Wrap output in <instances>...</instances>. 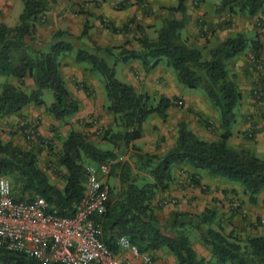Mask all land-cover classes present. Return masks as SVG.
Instances as JSON below:
<instances>
[{"label": "trees", "instance_id": "16d2710c", "mask_svg": "<svg viewBox=\"0 0 264 264\" xmlns=\"http://www.w3.org/2000/svg\"><path fill=\"white\" fill-rule=\"evenodd\" d=\"M135 1L137 5H143L144 15H150L151 8L146 6V0ZM187 1L178 0L177 7L170 9L173 14L181 13L183 19L164 20L154 41L147 36L145 28L138 25L141 35L135 41L140 49L134 50L128 49L127 45L88 47L82 42L91 30L88 19L76 41L68 31L59 30L48 48H44L37 42L35 23L51 9L55 0H23L24 9L17 24L0 23V82L4 80L0 91V177L14 179L17 191L11 184L16 201L31 202L35 197H41L48 203L51 213L72 218L85 193L88 165L99 168L101 164L114 162L109 174H101V179L110 187V199L106 211L96 216L101 226V240L111 251L118 253V239L126 236L142 253L152 255L154 263L155 254L166 250L175 258L176 264H264V233L243 240L237 237L233 227L226 234L215 209L196 215L176 212L168 223H163L157 214V197L162 198L172 188L177 166H189L197 171L190 178V185L194 188H199L201 179L207 175L241 184L252 205L258 204L264 192V159L229 146L244 99L234 77L230 76L229 62L252 48L251 44L243 34H237L212 49L207 58L202 48L190 46L183 38ZM130 2H120L118 9L129 7ZM90 3L100 4L96 0ZM220 10L253 18L263 12L264 0H221ZM136 20L135 17L131 19L123 32L128 31ZM111 29L114 33L122 32L112 25ZM75 42H80L78 49L74 47ZM258 51L256 47L254 57L257 61ZM73 52L77 64L88 66L90 72L102 78L106 111L113 117L114 126L102 129L100 137L113 149L105 150L90 141L88 135L75 130L63 140L55 128L54 135L62 144L57 154L58 164L65 170L61 175L65 186L61 188L51 182L45 169L39 167L38 148L24 149L12 141H4L1 123L8 117H22L23 110L31 105L46 107L47 113L62 124L73 118L80 104L67 86L60 61L62 56ZM130 61H140L147 74L165 64L175 71L183 86L203 89L219 114V137L213 141L203 139L187 121H181L174 145L167 152L154 154L137 147L135 143L144 137V126L152 115L167 122L171 109L185 107L178 96H161L156 104H152L151 95L140 93L120 80L117 65ZM26 79L33 82L31 93L23 89ZM11 80H16L19 85ZM87 84L84 82L78 88L93 97L94 93H89ZM47 90L54 96L50 105L43 99ZM201 122L204 128L210 127L209 119L202 117ZM26 127L31 126L27 123L22 127L27 140L46 143L38 134L36 125L33 135L24 131L28 129ZM48 146L53 149L50 144ZM121 153L127 154L129 159L123 161ZM111 178L118 181L119 190L111 187ZM168 200L165 198L163 202H174ZM189 229L201 233V243L209 251V258L200 256L190 239ZM0 264L43 263L0 250Z\"/></svg>", "mask_w": 264, "mask_h": 264}, {"label": "crops", "instance_id": "0c3cea01", "mask_svg": "<svg viewBox=\"0 0 264 264\" xmlns=\"http://www.w3.org/2000/svg\"><path fill=\"white\" fill-rule=\"evenodd\" d=\"M82 1L83 0H55V3L52 4L51 9L45 13V18L48 20L49 24L56 20V23L60 24L62 30H66L76 36H80L82 34L84 23L88 19L91 23V30L88 36L94 34L95 30L103 32L105 36L106 29L104 28L103 30L101 19L103 21H109L112 26L119 28V26L124 24L129 19V17L131 18V16L134 15L137 18V26H143V28H145L147 36L152 41L156 40L157 36H151L150 30L155 29V31H158L162 27L164 20L171 18L177 20L183 19V15L181 13L174 12L175 14H173L170 10L171 8L177 7L179 3L178 0H146V6L151 8V11H149L150 15H144L142 12L143 5H137L135 0H127L131 1L130 5L129 7L122 10H119L116 4H119L124 0H117L116 2H104V0H96L100 3L99 6H97L95 3H87L85 5H82L83 11L85 13L73 14V8H76V5L78 3L81 4ZM220 6L221 0H201L199 2H197L196 0H188L186 2L187 10L185 14L186 22L185 28L183 30V38L187 40L190 46L199 47L195 45H204L206 42L211 40L210 42H212L213 46L217 47L221 42L225 41L223 38L218 45L215 44V40L219 36L222 37V35L219 34V32L221 31V25H218V13H222V11L220 10ZM6 7L8 12H13L9 4H7ZM21 12V7L19 5V10L16 13V20L14 22L15 25ZM2 18L3 19L0 21V23H6L8 25V21H10L8 17L4 14ZM231 18L234 22L232 21L231 25H225V27H223V30L235 33L234 36L237 34H243L248 40H250L249 42L252 47L247 50V53L245 55L246 60L248 61L247 56H255V50L256 47H258V60H260V62L262 60V63H264V10L253 18L239 15L232 16ZM159 23L161 24L160 27L158 26ZM255 24H258L261 28L257 29L254 26ZM113 34V43L111 42L110 44H108L106 40H103V44L99 43L101 48L123 47L127 45L126 47L128 49H140V45L134 40V37L138 38L141 35L138 31V28L135 32L122 31ZM251 36H253L252 40L249 39L251 38ZM83 42L86 43L84 40ZM238 58L239 56L237 57V59ZM122 64H124V67L121 69V80L127 84L132 85L136 90L139 89V79H145L144 89L146 88L149 92H152L153 90L155 91V89H157L156 92L159 93L160 96H166L169 98L178 96L179 93L172 95L166 94V91L168 89L167 83L172 80L174 86L175 79L174 77L170 78L169 72L168 75L167 73L163 72V64H160L154 71L149 74L144 71L143 65L140 61H130L128 63ZM69 65H67L69 66L68 68L63 65V75H65L66 72H71L72 74H74L76 70L78 71V73L80 72L81 66L78 67L73 63V61ZM119 65H121V63H119L116 67L117 75ZM244 65L245 64L242 65V69H250V67L247 66V63L246 66ZM80 78L82 79L83 77ZM67 86L80 104V109L73 118L69 119L65 124L61 125L62 123L60 121L55 120L51 115L47 113L46 107L31 105L33 106V108L28 109L27 107L26 109H24L21 113L23 115L22 117H12V119L9 120H14L13 124H15L9 125L7 129L15 133L11 135L12 138L8 137L9 140L14 144L16 142H19L20 146H28L25 145V141L20 137V135L22 134V127L26 126V124L28 123L31 127H26L28 129H24L26 133L30 130L29 128H33L36 125L38 134L42 137L49 138L54 133L53 129L55 130V128L57 127L59 135L64 140L71 130H75L77 132H82L88 135L90 141L97 145V142L100 139V134L102 132V128L100 127L107 129L114 126L112 117H110L109 113L105 109L106 97L104 89L100 90L101 88H99L98 90L97 87H95L96 85H94V96L87 97L83 91H78L77 89H74V87H71L69 84H67ZM182 93L183 92L181 91L180 95ZM190 97L191 96H183L186 103ZM174 109H171L169 111V119L167 122L163 121L159 116L155 114L152 115L144 126V137L138 140L135 145L145 152L154 154H161L170 150L173 147L176 139L178 124L181 121H185L183 120L184 118L178 120H176L175 118L174 120ZM52 127L53 129L51 130ZM203 131H206V129H203ZM208 133L209 132H204V134H200V137H204V139L209 140L205 137ZM170 135V142L164 143L165 139H170ZM213 140L215 139H212L211 141ZM102 143H104L106 146V142ZM105 146L100 147L104 148ZM112 149L113 148H107L106 150ZM61 170L63 171V173H65V170L63 168H61ZM50 172L51 171H48L47 174H51ZM196 172L197 171L189 166H177L174 170L175 182L173 183L172 188L162 197L171 196L172 198H179L182 202L181 210L187 209L185 208L187 206L186 200H189L192 195L197 197V203L201 205L204 204L203 206L208 205L207 207L212 208V210L216 208V210L218 211V215H220L222 225H224V227L228 225V230H226V232H231L233 230V227L238 228L240 231H248L250 230V224H253L259 217H262V221L264 222V199L263 197H261L262 195H260L258 204L256 205H250L246 201L245 203H241L238 201L239 197H237V192L233 191V188L235 187L230 189V191H225L228 187H222V189L219 190L218 188H216V186H214L213 181L217 182V180L220 179L209 178L207 175H205L201 179V186L199 188H194L190 185V178L191 175L195 174ZM50 179L53 184L58 185L59 187L65 186L64 181H60L59 179H57V177H50ZM107 180L109 182V179ZM208 187H211L212 192H209V194L212 193L211 196H208L207 193L204 192L205 190H203H207ZM214 195L215 198H218V200H213ZM160 198L161 197L158 196L157 201ZM258 230L259 231L254 233V235L258 236L264 233V228H259ZM195 248L197 250V247ZM155 258V264H176L175 258L166 250L157 252L155 254Z\"/></svg>", "mask_w": 264, "mask_h": 264}, {"label": "rangeland", "instance_id": "374dc122", "mask_svg": "<svg viewBox=\"0 0 264 264\" xmlns=\"http://www.w3.org/2000/svg\"><path fill=\"white\" fill-rule=\"evenodd\" d=\"M75 1H78V0H75ZM196 1L199 2L201 0H196ZM90 2H91V0H83L81 4L78 3L76 5L77 7L73 8V10H72L73 14L85 13L83 11L82 5H85L86 3H90ZM114 2H116V1H114ZM7 4H9V6L13 12L7 11V7H6ZM19 5L21 7V11L23 12V9H24L23 0H0V16H1L0 21L3 19L2 17L5 14L8 17V19L10 20V21H8V25L14 26L15 25L14 22L16 20V13L19 10ZM116 5L118 7V4H116ZM238 15H231V13H228L226 11H223L222 13H218V16H219L218 25H221L220 26L221 31L219 32V34L222 35V37L219 36L220 38L218 37L215 40L216 45H218L223 38H224V40H226L230 37H234L235 33H231L230 31H227V30H223V27H225V25H231L232 21H233L231 17L232 16H238ZM239 16H241V15H239ZM134 17L136 18V16H134V15L131 16V18L129 17V19L124 24L119 26V29L123 31L125 29L126 25ZM101 21H102L101 23L103 25L102 26L103 30H104V28L106 29L105 30L106 35L104 36L103 32H100L99 30H95L94 34H91L90 36L86 37V39L85 38L83 39L86 42L85 44L88 47H98L99 48L100 47L99 43L103 44L104 43L103 40H106V42L108 44H110L111 42L113 43V37H114L113 33L114 32L111 29V23L109 21H103L102 19H101ZM202 22H204V21H202ZM136 23L129 26L128 32L137 31V24ZM35 26H36L37 42L39 44H41V46H43L44 48H48V46L52 43L51 41H52L53 35L57 31L62 30L60 27V24L56 23V20L53 21L51 24H49L48 20L45 18V15L38 18V20L35 23ZM158 26L160 27L161 24L159 23ZM254 26L257 29L261 28V27H259L258 24H255ZM62 31H66V30H62ZM156 34L157 33H156L155 29L150 30L151 36L155 37ZM231 34H232V36H231ZM72 36H73L75 41H76L77 37H79V36H76L74 34H72ZM135 39H136V37H134V40ZM249 39L252 40L253 36H251V38H249ZM83 40H82V42H83ZM210 41L211 40L206 42L204 45H195V46H199L197 48L203 49L207 58L209 57L211 50L215 48V46H213L212 42H210ZM79 45H80V42H75V44H74L75 49H78ZM108 48H114V47H108ZM246 53H247V51L240 54L238 59H237V57H238L237 56L236 58H234L233 60H231L229 62L230 76H231V78L234 77V80L237 82L238 89L240 91H242L243 95H244V99L242 101L241 109L239 112L240 118H239V120L235 126V134H234V137L230 140L229 146L231 148L239 151V152L248 151L252 154H255L257 157L264 159V63H262V60H261V62H260V60L257 61L254 56H250V57L247 56L248 57L247 58L248 61H247L246 56H245ZM74 60H75V52H73V54L71 53V54H67L66 56H62L60 58V61L62 64L61 68H64V66H66V68H68L70 66L69 64H71L72 61L78 67L81 66L79 73L77 70L74 72V74H72L71 72L70 73L66 72L64 77L67 81V84H69L71 87H74V89H77L78 91H83L87 97H90L87 94V92L84 89L81 90L78 88L84 82H87L89 84V85L87 84L89 93H95V90L93 87L94 85H96L95 87H97L98 90H99V88H101L100 90H103L104 86H103L102 78H100L98 74L90 72L88 66L79 65ZM246 63H247V66L250 67L249 70L242 69V65L245 64L244 66H246ZM67 65H69V66H67ZM123 67H124V64H122V63L118 67V75L117 76L120 80L122 78L121 69ZM162 69L164 70L163 71L164 73H167V75L169 72L170 78L174 77V79H175L174 86H173L172 80H170V82L167 83L168 89L166 91V94L172 95V94H178L179 93L178 97L184 101V107L185 108H183V109L175 108L174 109V113H175L174 114V120H175V118H176V120L184 118L183 120L187 121L188 124L193 128V130H195L196 133L204 134V132H209L205 136L207 139H209L210 141L212 139H217L221 133L220 132L221 130L219 129V126H218L219 114L217 112V109L211 104V102L207 98L204 90L201 88H199V89L187 88V87L183 86L178 81V79L176 77V73L172 68H168V67H166L165 64H163ZM162 69H161V71H162ZM174 73H175V75H174ZM80 77H83V78L81 79ZM2 82H4V80H2L0 82V91H1ZM11 82L16 84L17 86L19 85L16 80H11ZM90 82H91V84H90ZM144 83H145V79L144 80L139 79V89L137 91H139L140 93H143V94L147 93V94L151 95V97L154 99L152 101V104H156L159 101L161 96L159 95V93L156 92L157 89H155V91L153 90L152 92H149L146 88L144 89ZM23 86H24L23 89L25 91H27L28 93H31L33 91L34 86H33V82L31 79H26L25 84ZM181 91L183 93L180 95ZM247 93H249V94H247ZM102 94H103V92H102ZM183 96H191V97L189 98V100L186 103ZM43 99L47 103V105H50L54 101L53 92L50 90L45 91V93L43 95ZM31 108H33V106L28 107V109H31ZM105 109H106V105H105ZM200 114L202 116H200ZM109 115H108V117H109ZM110 117H112V116L110 115ZM202 117L209 119V121H210V127H205L206 131H203V129H205V128L201 122ZM10 119H12V117L6 118L1 123V126H2L1 135H2V138L4 139V141H6V142L10 141L8 137H11L12 134H15L14 132L7 130L9 125H15V124H13L14 120L9 121ZM112 119H113V117H112ZM108 120H109V118H108ZM35 123H37V122H35ZM61 125H63V124H61ZM53 127H55V126H53ZM53 127L51 128V130L53 129ZM100 128L106 129L103 127H100ZM256 131H258V134L256 136H254V133ZM20 137L22 140L25 141V145H28V146H20L19 142H16L15 145H17L21 148H24V149H30L32 146L37 147L38 150L40 151V153H39V167H41L42 169H45L47 172L51 171L50 172L51 174H49L50 177L51 178L57 177V179H59L61 181L62 180L61 175H63L64 173L58 164V156H57V154L60 153V150L62 147L60 139H58L54 135V133L49 138L43 137L46 140V143H42L39 141L30 142L29 140H27V138L24 136V134H21ZM202 138L204 139V137H202ZM170 140H171V135H170V139L164 141V143L170 142ZM102 142H104V141L100 137V139L97 142V145L99 147L105 146V144ZM48 144H50L53 147V149H51L48 146ZM104 148L106 150L107 148H113V147L109 143H106V146ZM120 158H122L124 161V160H128L129 156L127 154L121 153ZM88 167L89 168L90 167L96 168L95 165H88ZM9 180L11 181V183H13V186L15 187V191H17L18 188L16 186L14 179L9 176ZM110 184H111L112 188H114V189L117 188L115 191L119 190V183L117 180L115 181V179L111 178ZM213 184L219 190L222 189V187H228L225 191H230V189L235 187V188H233V191L237 192V197H239L238 201L241 203H245V201H246L248 204H250V202L248 200V196H246L244 194V191H243L244 189H243L241 184H238L235 182H230V181H227L224 179L217 180V182L213 181ZM60 187L62 188L63 186H60ZM229 187H231V188H229ZM210 191L212 192L211 187H208V189L205 190L204 192H206L208 196H211L212 193L209 194ZM261 195H262L261 197H263V199H264V192ZM165 198L166 199L169 198L170 200H168V201L173 200L174 202H171V204H165L163 202V200ZM197 199H198L197 197L192 195L189 200H186L187 206L185 208H187V209L181 210L182 202L180 201L179 198H177V197L172 198L171 196H164V198L162 197L161 199H159L158 201L155 202V205H156L155 207L157 208V214L163 223H168V222L172 221L173 215L176 212L187 213L189 215H196V214L203 213L207 209L212 210V208L207 207L208 205L203 206L204 204L201 205V204L197 203L196 202ZM214 199L218 200V198H215V195L213 196V200ZM250 205H252V204H250ZM263 208H264V206H263ZM214 209L216 210V208H214ZM219 217H220V215H218V217H217L218 220H220ZM262 219H263L262 217L261 218L259 217L258 219H256V221L253 224H250V226H249L250 230H248V231H246V230L240 231L238 228L234 227L237 237H240L244 240L248 237L257 236V235H254V233L258 232L259 228H261V229L264 228V224H263L264 222L262 221ZM216 223H217V221H216ZM223 230H224V232H225V230H228V225H226ZM188 231H189L190 239L193 242V244L195 245V247H197V250L199 251L200 256L208 257L209 251L201 243V233L198 232L197 230H194V229H189ZM244 232H247V233H244ZM228 233L229 232H226V234H228ZM165 258H167V257H165Z\"/></svg>", "mask_w": 264, "mask_h": 264}, {"label": "built area", "instance_id": "2783aa9c", "mask_svg": "<svg viewBox=\"0 0 264 264\" xmlns=\"http://www.w3.org/2000/svg\"><path fill=\"white\" fill-rule=\"evenodd\" d=\"M113 164L88 169L85 193L72 218L51 213L41 197L16 201L10 180L1 176L0 250L43 264H155L152 255L142 253L126 236L118 239V253L101 240L96 216L106 211L110 199V187L101 174H109Z\"/></svg>", "mask_w": 264, "mask_h": 264}]
</instances>
